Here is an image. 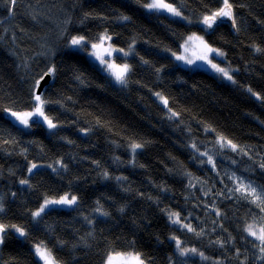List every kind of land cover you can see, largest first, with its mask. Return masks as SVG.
<instances>
[{"label": "trees", "instance_id": "obj_1", "mask_svg": "<svg viewBox=\"0 0 264 264\" xmlns=\"http://www.w3.org/2000/svg\"><path fill=\"white\" fill-rule=\"evenodd\" d=\"M148 1L0 0V264H41L35 245L56 264L126 253L146 264H264L245 231L264 227V205L236 190L264 196V0H229L235 24L212 29L203 18L223 0H165L186 20L147 12ZM191 34L224 52L232 83L172 57ZM103 35L131 51L119 60L130 69L123 86L70 47ZM48 73L39 96L56 127H24L5 109L31 111ZM63 195L75 206L33 217ZM176 241L207 259L180 255Z\"/></svg>", "mask_w": 264, "mask_h": 264}, {"label": "rangeland", "instance_id": "obj_2", "mask_svg": "<svg viewBox=\"0 0 264 264\" xmlns=\"http://www.w3.org/2000/svg\"><path fill=\"white\" fill-rule=\"evenodd\" d=\"M150 2V0L148 1ZM167 3V2H166ZM174 7V6H173ZM176 8V7H175ZM144 9L147 11V12H155V11H159V12H164V13H167V14H170L172 17H175V18H178V19H182V20H186L184 15L182 14V12L180 10H177L181 13L180 16H175L173 14H171L170 12H167L165 10H149L147 8L144 7ZM189 37H200L202 38V40L204 41V43L207 44L206 42V39H205V36L203 35H200V34H191L189 35L185 40L184 42L182 43L181 45V48H180V51L177 52V53H171L172 57L182 66L184 67H189V68H192V69H200V70H204L218 78H220L221 80L227 82V83H232L234 81V77H233V73L235 71V69H233L232 67L228 66L226 64V58H225V54L222 50H219L217 48H214V49H217L219 50L220 52L223 53V55H217L215 52L213 53H210L208 54V60H211L212 64H216L218 67L220 68H223L225 69V71H227L229 73V75H231L232 79L229 80L227 79L222 73L220 72H217L212 66L211 64L207 63L204 59H201V56L204 55V49H203V45L201 44L200 40H197V39H189ZM93 44H96L98 45L97 48H93L92 45ZM208 45V44H207ZM70 47L73 48V49H76L80 52H83L85 53L97 66H99L112 80L113 82L116 84V85H120V86H123L126 84V81H127V77L129 76V71L127 72L126 74V79H125V83L121 84L119 83L115 76L112 74L114 71H116L117 68L119 67H122L123 65H128V68H129V63L125 60L123 61H119L120 59H126L127 57H129V55L131 54V51H127V50H124L122 48H119V47H116L113 43H112V40L111 38L109 39L108 36L106 35H103L100 37V39H98L97 41H95L94 43H85L81 46H73L71 43H70ZM212 48V47H211ZM100 57L102 58L105 62L104 63H101V59H98L97 57ZM177 57H183V59H178ZM188 61H191V63H188ZM109 64H112L116 67L114 68H109L108 65ZM130 70V69H129ZM39 84V83H38ZM37 84V85H38ZM37 92H36V96H37ZM157 99L159 100L160 98H162L163 100H161V104H165L164 101L165 98L161 97V96H156ZM35 102H36V105L34 106V108L31 110V111H35V108L37 107L38 105V102L36 101L35 99ZM27 112H30V111H27ZM34 117H37L39 119H42V122L44 123V125L50 130L52 128H49L47 122L44 121V119L42 117H39V116H33L32 118ZM50 119V118H49ZM17 121V120H16ZM20 125L24 126L23 124H21L19 121H17ZM28 124L30 125V122H28ZM33 168V167H32ZM63 197H67L68 200H72L73 198L75 197H72L70 195H63L61 197H58V198H51V199H47L45 201H51V200H60L61 198ZM45 201L42 203V205L39 207V209H37L34 213L40 211L41 208H44V211L45 212L46 210L48 209H51V208H72L75 206L76 204V198H75V202L74 203H71V204H62V203H56V204H48L47 206H45ZM43 212H40V214H42ZM33 213V217L34 218H37L38 216H35ZM253 225V230L254 231H257V233H259V230L262 226L260 225H257V224H252ZM16 227L13 228V231L20 237L22 238L23 236L20 235L19 232H17L16 230ZM22 230V229H21ZM23 231V230H22ZM24 232V231H23ZM248 233V232H247ZM249 237H251L252 239H254L252 236H250L248 234ZM0 237H1V234H0ZM256 242H259V240H256L254 239ZM176 243V247H177V241L175 242ZM2 245V242H0V246ZM37 247H43L44 249H46L43 245H35L33 247V250H34V253L37 257V259L40 261L41 264H44V262L42 260L39 259V257L37 256L36 254V248ZM181 249L185 250L187 252V255H183V256H194V257H200L202 258L199 254H198V251H197V254H193L190 250L191 249H194V248H190V247H187L185 246L184 244H182L180 242V245L179 247H177V251L178 253L180 254L181 253ZM47 250V249H46ZM52 255V254H51ZM136 253H126V254H112L110 255L112 257V264H135V261L132 260L130 258V256H135ZM181 255V254H180ZM109 256V257H110ZM53 257V256H52ZM108 257V258H109ZM204 257V255H203ZM108 258L106 259V263L105 264H108ZM140 258L142 259V257L140 256ZM143 260V259H142ZM145 262V261H144ZM56 264V262H55ZM146 264V262H145Z\"/></svg>", "mask_w": 264, "mask_h": 264}, {"label": "snow or ice", "instance_id": "obj_3", "mask_svg": "<svg viewBox=\"0 0 264 264\" xmlns=\"http://www.w3.org/2000/svg\"><path fill=\"white\" fill-rule=\"evenodd\" d=\"M11 2L13 5L15 4V0H11ZM138 2H139V0H138ZM143 6L149 10H165V11L170 12L171 14H173L175 16L181 15V13L175 7H173L170 3H166L165 0H150V2L145 3ZM218 17H228L229 19L233 18L232 4L229 3V0H223V7L221 9H219L218 11L212 12L209 15H205L202 23L207 25L208 28H212L213 25L216 23ZM123 19L127 20L128 17L125 16V17H123ZM233 24H235V20H233ZM109 39H110V37H109ZM189 39L190 40L191 39L200 40L201 44L203 45V49H204V55L201 56V59H204L207 63L211 64V66L217 72L222 73L227 79H229V80L232 79L231 75H229V73L227 71H225V69L218 67L216 64H212L211 60H208V54L215 52L217 55H223L222 52H220L217 49L211 48L209 45L204 43V41L200 37H189ZM85 43H86V41H85L84 37H73L71 40V44L73 46H81ZM92 47L97 48L98 45L93 44ZM256 50L261 51V49H259V48ZM97 58L101 59V63L105 62L99 56ZM177 58L183 59V57H177ZM188 63H191V61H188ZM108 67L111 69V68H114L116 66L109 64ZM128 71H129L128 65L125 64L122 67L117 68L116 71H114L112 74L115 76L116 80L119 83L123 84V83H125L126 74ZM249 91H251V89H249ZM253 95H256L257 99H261V97L259 95H257L256 93H253ZM35 99L38 102V105L35 108V111L19 112V113L14 112V111H10L8 109H5V111L8 112L11 117H14L21 124L25 125V127L29 126L28 122L33 116H39V117H42L45 122H47L49 128H55L56 125L44 113L43 105H44L45 101H43L41 99V96H39V95H37L35 97ZM164 102H165V104H167V101H164ZM173 115H175V113H173ZM220 139L222 141L225 140L224 137H220ZM225 142L228 145H230L233 148V150L236 149V145L232 144L231 141H225ZM133 147L139 148V147H141V145L136 144V145H133ZM209 162H211V159H209ZM35 167H36V165H33V168H35ZM261 167H264V164H262ZM21 183H26V181H21ZM236 190L240 191L242 194H247V195L253 196L254 197L253 202L259 201L261 205H264V196L257 193L256 189L252 188L251 185H248L247 188L242 187V186H238V188ZM261 192H264V189H262ZM74 202H75V198H73L72 200H68L67 197H63L60 200L45 201V206H47L50 203H52V204H56V203L71 204ZM261 210L264 211V207H262ZM43 211H44V208H41L40 211L34 213V215L39 216L40 212H43ZM172 216L178 217V213H173ZM173 223H179V220L178 219L173 220ZM12 227H15V226H12ZM185 227H188L189 231H194V229H192L188 225H185ZM6 228H7V226L0 225V233L5 232ZM15 230L17 232H19L20 235H22V236L25 235V233L20 228L16 227ZM245 231H247L248 234L250 236H252L254 239L260 241V243H261L260 251H261V253H264V227H261L259 230V233H257V231L253 230V225H248V227L245 229ZM173 239H175V237H173ZM0 242H2V237H0ZM179 245H180V241H177V247H179ZM190 251L193 254H197L196 249H191ZM36 254L39 257V259L44 262V264H55V261L51 255V252L44 249L43 247H37L36 248ZM180 254L182 256L187 255V252L185 250L181 249ZM198 254L202 258L207 259L206 257H203V253H198ZM130 258L135 261V264H145L144 260H142L140 258L139 254H136L135 256H130ZM261 258L264 259V256H262ZM108 264H112V257L111 256L108 258Z\"/></svg>", "mask_w": 264, "mask_h": 264}, {"label": "water", "instance_id": "obj_4", "mask_svg": "<svg viewBox=\"0 0 264 264\" xmlns=\"http://www.w3.org/2000/svg\"><path fill=\"white\" fill-rule=\"evenodd\" d=\"M233 18L232 19H229L228 17H218L217 18V21H216V23L213 25V27L216 25V24H218L219 22H221V21H223V22H228V23H230V24H232L233 25ZM207 26V25H206ZM212 27V28H213ZM208 28V27H207ZM212 28H209V29H212ZM50 80H51V74L50 73H48V74H46L42 79H41V81H40V83H39V86H38V88H37V94L39 95V94H41V92L43 91V89H44V87L50 82ZM37 117H34V118H31L29 121L30 122H34V121H37Z\"/></svg>", "mask_w": 264, "mask_h": 264}]
</instances>
